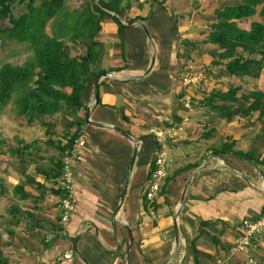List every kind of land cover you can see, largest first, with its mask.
I'll list each match as a JSON object with an SVG mask.
<instances>
[{"label": "crops", "instance_id": "0c3cea01", "mask_svg": "<svg viewBox=\"0 0 264 264\" xmlns=\"http://www.w3.org/2000/svg\"><path fill=\"white\" fill-rule=\"evenodd\" d=\"M122 1L124 8L129 1ZM157 1L161 0H137L130 3L129 10H123L122 16L110 12L124 24L129 20L139 23L124 26L121 33L117 21L108 18L101 23L96 40L106 49L102 61L107 64L101 69L111 71L113 77L100 81L98 104L95 79L83 91V103L87 114L91 109L92 124L86 123L82 128L86 144L81 159L74 161L77 210L68 225H61V178L45 181L35 174L38 167L46 171L53 167L54 157L50 156L44 165L39 164L40 158L30 163L35 164L33 170L24 167L23 176L13 181L8 192L7 213L11 221L2 235L7 236L10 249L8 257L5 255L8 264H196L194 245L197 264H257L252 253L264 251V240L255 252L238 253L234 245L240 223L257 219L264 212V165L233 155H217L215 150L234 142L235 150L250 152L262 160L264 122L258 120V114L236 117L231 122L219 118L211 108H205L209 107L204 101L208 96L196 95L198 85L183 81L187 75L184 76L178 54L186 48L180 44L183 40L192 43L195 31L207 30L201 14L205 0H166L161 6ZM194 6L201 8L195 10ZM148 17L147 22L137 19ZM140 24L147 26L150 39ZM175 25L180 36L174 33ZM180 37L182 40H178ZM197 54L201 56V52ZM190 59H186V64ZM223 78L241 83L233 82L234 86L242 85L241 80L227 74ZM248 79L250 91H264V74L259 80ZM231 86L228 84L222 92ZM182 92H187L186 98L191 101H204L205 106L196 103L191 108L190 102L183 101L186 98H182ZM182 102L185 107L189 104L190 109L183 108ZM85 114L81 110L76 115L86 119ZM211 119L214 126L210 125ZM112 127L122 129L140 143L123 203L121 196L136 145ZM154 127L178 129V140L168 146L171 179L165 194L157 197L160 205L156 216L146 211L142 200L157 153V142L150 134ZM59 141L66 143L65 139ZM219 141L214 148L213 144ZM29 177L34 180L25 183ZM34 182L45 184L46 191L37 190ZM21 184L29 195L25 200L21 192L14 190ZM13 214L18 216L13 219ZM202 222L206 223L203 228ZM68 251L73 253L71 261H56Z\"/></svg>", "mask_w": 264, "mask_h": 264}, {"label": "trees", "instance_id": "16d2710c", "mask_svg": "<svg viewBox=\"0 0 264 264\" xmlns=\"http://www.w3.org/2000/svg\"><path fill=\"white\" fill-rule=\"evenodd\" d=\"M111 1H116L117 5H111ZM111 1L91 0L92 7L77 18L74 29L78 36L87 42V51L83 56L72 57L63 49V46L57 44L56 39H60L58 34H54L56 37L54 40L49 38L46 32L47 25L53 19L59 15H65L63 12L65 0H42L38 6L35 5V0H0V19L8 20L11 25L10 28H0V41L2 44H5L6 41L29 44L35 54L34 63L30 62L23 66H13L7 63L0 68V111L8 104L15 91H22L15 100L20 116L27 121L28 125L39 121L46 128V144L58 151V156L51 160L53 167L48 171L41 167L35 169V174L43 176L45 181H49L51 177L61 178L64 155L81 136L82 128L86 124L85 117L79 118L76 115L81 110L87 114V107L82 99L83 91L92 79H95L100 73L106 72L98 67L100 55L96 51L100 47L103 48L104 45L96 38L101 31V23L105 19L110 18L114 21L117 19L103 7L118 16L123 14L120 10V0ZM165 2L166 0H161L157 1V4L161 6ZM235 2L233 7L225 8L223 6L215 10V21L211 25V32L205 42L215 49L209 52V56L212 58L211 66L223 67L227 76L238 80L244 78L259 80L264 74V22H253L249 29L241 28L239 23L256 15L264 18V0H235ZM15 4L25 5L27 12L15 15L13 12ZM130 8L131 5L128 3L122 9L129 10ZM137 19L147 22L149 17ZM131 21L129 20L128 23ZM123 30L124 27L119 25V33ZM174 33L177 34L176 25ZM187 44H184L185 48ZM242 90V86L232 85L226 92H212L205 100L219 118L226 119L228 122L233 121L236 117L251 118L255 114H258V120L264 122V91L252 90L239 97ZM218 102L222 104L218 105ZM57 113H61L66 121L64 126L65 144L61 141L57 143L54 141L55 124L46 123L43 120L44 116H54ZM73 128L75 132L72 133L71 129ZM35 144L36 142L31 144L20 142L18 148L11 152L21 163H35L38 156L31 153ZM234 148V142L225 143L220 150H215V154L233 155L255 165H264V158L259 160L250 152L243 153ZM49 172L54 174L50 175ZM170 179L171 177L166 180L160 196L165 194ZM32 180L34 178L29 177L25 183ZM34 185L42 193L46 191L45 184L34 182ZM24 186L21 184L14 189L21 192L23 200L29 197L24 191ZM59 190L61 196H64V191L61 188ZM5 193V187L0 184V195ZM143 199L146 211L149 212L153 208L157 212L160 204L150 205L145 196ZM17 211L19 212L18 209ZM17 216L13 214L12 218L15 219ZM205 225V222L201 223L202 228ZM193 249L197 264L195 245ZM8 262L4 252L0 249V264H8Z\"/></svg>", "mask_w": 264, "mask_h": 264}, {"label": "rangeland", "instance_id": "374dc122", "mask_svg": "<svg viewBox=\"0 0 264 264\" xmlns=\"http://www.w3.org/2000/svg\"><path fill=\"white\" fill-rule=\"evenodd\" d=\"M81 1H83V3L77 4L76 0H72V2L68 0L69 5L63 6V12L65 15H59L57 18L53 19L47 25L46 28V32L49 38L55 40L56 37H54V34H58L61 40L57 38L56 39L57 44L63 46V49L66 50L70 55L78 54L77 55L78 57L85 55L87 51V43L83 39H81L78 36V33L75 31L74 29L75 22L77 21V17H79L81 13L86 12L89 8L92 7L90 0H81ZM127 1H129V3L132 4L137 0H127ZM41 2L42 0H35V5L38 6L40 5ZM120 3L123 4V1L120 0L119 2V5H121L120 7H122V4ZM235 3H236L235 0H208V1L205 0L204 1L205 7L201 11L203 18L202 25L203 26L207 25L208 28L207 30L206 29L199 30L200 32L202 31L201 34L200 32L195 31L194 36L196 38H193V40L190 41L192 43H188L189 45L188 44L186 45V49H184L183 53L178 54L179 57L178 59L181 58V65H182L181 69L182 71H184L183 72L184 76L187 75L186 77L183 76L184 77L183 81L184 79H188V78H192V80L194 81L198 80V83L196 84H193L194 82L191 83L192 85H198L196 86L198 87L196 88V95L202 97H204L205 95L209 97V95L214 91L222 92V88L223 90L227 89L228 84L233 85V82L234 85L241 84L238 81H231L228 78H225L226 80L224 81L223 77L224 74H226V71L223 69V67L211 66V57L209 56V52L215 49L213 46L205 44L208 36L204 37V35L209 34L211 32V25L215 21V15L213 13L214 10L223 6L225 8L233 7ZM194 4H196V2H194ZM111 5L116 6L117 2L114 1L111 3ZM122 8L120 10L123 12ZM200 8L201 6H198L197 8L196 6H194L195 10H198ZM13 12L15 15H21L23 13H26L27 9L25 5L15 4L13 7ZM253 22H264V18L260 17L259 15H256L253 18L243 20L242 22L239 23V25L243 29H249L250 25ZM10 26L11 25L8 20L0 19V28H10ZM177 28H178L177 35L180 36L179 27ZM178 40H182L181 37ZM183 41H182L183 43L180 44L181 46L186 44L185 40ZM105 50H106L105 47L103 48L100 47L96 51L97 54L100 55V60L98 61L99 68H102L107 65L102 61V59H105V54H106ZM197 51L201 52V56H198ZM189 58L191 59L189 63L186 64V62L188 61V60L186 61V59ZM30 62L32 63L35 62V54L30 49L29 44H20L18 42H12V41H6L5 44H2V41H0V68L7 63L12 64L13 66H23ZM195 72H197V74H195ZM247 80L249 79L244 78L241 80L242 82L241 86L243 90L242 92H240L239 96H241V94L243 93L246 94L250 91L249 86L247 85L248 84ZM258 87L259 85H257V89ZM213 88L215 89L213 90ZM21 93H22L21 90L15 91L12 94L11 100L0 111V184H2L7 190V192L4 195H2V197L0 196V222H1L0 248L3 250L6 257H8L10 249L9 246L6 245V243L8 242L7 236L2 237V235L6 233V231L4 230L5 225L7 224V222L11 221L10 216L7 213L10 204L8 192H10L9 190L13 188L12 187L13 181L19 179L20 175L23 176L22 172H24L23 171L24 167H27L30 170L35 169L34 167L35 164H30L29 162L21 163L18 158L14 157L13 153L11 152V147L15 148L19 146L18 143L20 141L24 142V144H31L33 142H36L34 146L36 148L34 149V151L32 148L31 153H33L34 156H38V158L36 157L37 160L40 158L39 160L40 165L47 164L50 156L57 157L58 154L57 150L48 147V145L46 144V140H47L46 128L43 127L39 121H35L32 125H28L27 121L20 116L19 108L18 105L15 103V100ZM187 95H188L187 92H182L181 96L182 98L184 97L186 98ZM199 100L195 99L191 101V98H186L183 101L190 102L191 108L192 106H195L196 103H197L196 106L200 104L202 107H204L205 106L204 101L206 100H204L203 102H200ZM179 104L181 105L180 102ZM217 104L220 105L222 103L218 102ZM182 106L183 108L188 109L185 107V103H183ZM205 108L209 110V108H211V105L209 104V107L205 106ZM215 118H218L217 115H215ZM43 119L45 120L46 123L55 124V128L53 129V134H54L53 139L56 143L58 142V140L64 139L66 134L64 127L66 121H64V118L62 117L61 113H57L54 116H48V117L44 116ZM199 124L201 123L199 122ZM178 125L179 124H176V126ZM210 125L214 126L213 119L210 120ZM215 127H217V124H215ZM177 140L178 137H175V141ZM171 141L173 140L172 139L169 140L168 146L169 145L171 146L170 143ZM219 144L220 141L218 143L213 144V147L215 148ZM156 145H157L156 147L159 146L158 143ZM170 156L171 154L168 156V159L170 158ZM23 164L25 166H23ZM142 200L144 202L143 196H142ZM258 252L259 253H252V256L255 259V261H257V264H264V251L260 249L258 250ZM239 264H242V262Z\"/></svg>", "mask_w": 264, "mask_h": 264}, {"label": "built area", "instance_id": "2783aa9c", "mask_svg": "<svg viewBox=\"0 0 264 264\" xmlns=\"http://www.w3.org/2000/svg\"><path fill=\"white\" fill-rule=\"evenodd\" d=\"M189 85L197 83L198 80L192 78L184 79ZM189 108V104L186 105ZM178 129L176 127H154L150 130L155 141L158 143L157 153L153 162V169L150 172L149 180L144 188V196L150 205L157 201V197L161 192L163 185L170 176V167L172 159H168L169 140H175ZM86 140L83 135L75 141L72 148L68 150L63 158V170L60 180V188L64 191V196L60 202V224L66 226L70 223L72 217L77 210L78 200L76 197V174L74 170V161L81 159ZM152 216H156V212L151 208ZM264 240V212L257 218L251 220H243L239 225V234L235 241L234 250L238 253L255 252L259 249L261 241ZM73 253L68 251L56 259L57 262L64 260L71 261ZM253 261H251L252 263Z\"/></svg>", "mask_w": 264, "mask_h": 264}, {"label": "water", "instance_id": "95a60500", "mask_svg": "<svg viewBox=\"0 0 264 264\" xmlns=\"http://www.w3.org/2000/svg\"><path fill=\"white\" fill-rule=\"evenodd\" d=\"M103 8L105 10H107L108 12H111L108 9H106L105 7H103ZM116 19H117L118 24L121 25L122 27H124L126 25L127 26H132L134 24H139L138 22H131V23H128V24H124L118 17H116ZM140 25H141L143 31L145 32L146 36L150 39V33H149V30H148L147 26L144 25V24H140ZM153 66H154V60H153V62L151 64V67H150L149 71L152 70ZM112 77H113L112 72H103V73H100L99 75L96 76L95 82H94V90H95V99H96V103L97 104H98V101H99V86H100V81L103 78H112ZM90 113H91V109L89 108L88 109V114L86 116V123L87 124H92L90 122ZM112 129L115 132L119 133L121 136H123L124 138L128 139L129 141H131L132 143H134L136 145V148L134 149V152H133L131 164H130L129 174H128V177H127V180H126V184L124 186V190H123V193H122V196H121V203H123L124 202V199L126 197L129 180H130L131 174H132L133 169H134V165H135V162H136V158L138 156L140 143H139L138 140L134 139L132 136H130L129 134H127L126 132H124L122 129H120L118 127H112ZM182 202H184V198L182 199ZM175 237H176V240L178 242V232H177V230L175 231Z\"/></svg>", "mask_w": 264, "mask_h": 264}]
</instances>
